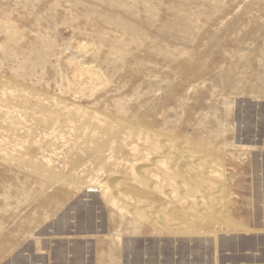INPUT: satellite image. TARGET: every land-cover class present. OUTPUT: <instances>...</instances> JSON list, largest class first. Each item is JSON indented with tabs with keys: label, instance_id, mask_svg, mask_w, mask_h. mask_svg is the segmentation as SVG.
Wrapping results in <instances>:
<instances>
[{
	"label": "rangeland",
	"instance_id": "1",
	"mask_svg": "<svg viewBox=\"0 0 264 264\" xmlns=\"http://www.w3.org/2000/svg\"><path fill=\"white\" fill-rule=\"evenodd\" d=\"M73 58L107 85L73 92ZM0 79V264H264V0H0ZM23 95L206 148L223 168L225 216L135 231L101 197L109 172L64 168L93 144L66 124L98 128L125 158L115 138ZM49 159L64 180L29 167ZM91 180L96 191L80 184Z\"/></svg>",
	"mask_w": 264,
	"mask_h": 264
},
{
	"label": "bare ground",
	"instance_id": "2",
	"mask_svg": "<svg viewBox=\"0 0 264 264\" xmlns=\"http://www.w3.org/2000/svg\"><path fill=\"white\" fill-rule=\"evenodd\" d=\"M3 49V52L8 51ZM81 61L78 58L69 60L72 74L67 77V81L73 92L79 93L89 87L100 88L104 85V81L106 82L104 86L107 85V78H103L95 64L88 65ZM0 81L6 82L3 79ZM11 96L15 99L16 95L12 93ZM21 99L23 106L34 101L43 107L50 106L64 110V116L90 118L92 124L98 125L109 137L115 138L119 151H123L129 158L115 156L116 147L113 143L108 146L107 138L101 132L94 130L98 128H83L75 122L66 124L67 127L86 136L93 144L80 147L76 156L71 161L65 162L64 168L72 173L89 170L92 173L93 171L109 172V182L98 186L102 193L101 197L117 209L124 221L126 217H130L135 231L147 223L154 230L179 233L184 232L179 221L195 224L200 219L211 218L214 213H217L218 217L225 216V199L221 194L224 183L221 162L218 163L217 159L207 156L206 148L189 141L175 130L162 129L155 132L125 118L121 113H98L75 103L65 104L63 98L35 96L29 99L23 95ZM120 108L124 109L123 105ZM49 120L53 121V119ZM200 152L205 154L200 155ZM90 159L95 163L93 167L92 164L86 163ZM29 162L32 171H37L36 173L45 176L49 181L64 180L65 170L63 173L60 172L62 169H58L53 160ZM96 173L97 178L98 172ZM89 175L91 179L93 174ZM94 183L91 180L80 184L83 186L86 184V188L90 187V191H96L92 188ZM156 200L161 203H157ZM163 202L170 209H167ZM215 204L218 207H215ZM168 220L176 222L170 223ZM187 231L190 232L189 229Z\"/></svg>",
	"mask_w": 264,
	"mask_h": 264
}]
</instances>
